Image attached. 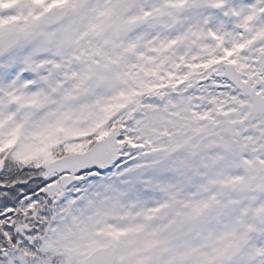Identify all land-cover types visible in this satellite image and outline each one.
<instances>
[{
    "label": "snow or ice",
    "instance_id": "obj_1",
    "mask_svg": "<svg viewBox=\"0 0 264 264\" xmlns=\"http://www.w3.org/2000/svg\"><path fill=\"white\" fill-rule=\"evenodd\" d=\"M0 264H264V0H0Z\"/></svg>",
    "mask_w": 264,
    "mask_h": 264
}]
</instances>
